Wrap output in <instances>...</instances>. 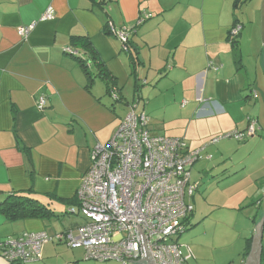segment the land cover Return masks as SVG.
I'll list each match as a JSON object with an SVG mask.
<instances>
[{
    "label": "crops",
    "instance_id": "0c3cea01",
    "mask_svg": "<svg viewBox=\"0 0 264 264\" xmlns=\"http://www.w3.org/2000/svg\"><path fill=\"white\" fill-rule=\"evenodd\" d=\"M44 15L52 19L41 21ZM109 22L118 32L128 31L131 51L109 33ZM32 24L33 31L22 38L19 29ZM235 25L241 27L236 38ZM77 37L90 40L114 78L118 98L100 78L89 86L69 53L81 51L72 44ZM150 82L160 95L180 89L162 104V115L147 116L153 135L184 139L189 152L200 151L190 171V181L198 179L193 202L206 183L213 190L225 184L230 192L195 204L189 228L209 217L213 225L226 222L227 232L214 237V247L225 256H209L211 241L185 245L194 255L191 264H207L209 257L214 264L247 263L248 247L264 221V0H0V203L13 193L32 191L55 214L11 220L0 212V244L85 223L75 200L93 151L113 138L133 108L146 113L142 99L130 102L123 91L144 94L142 87ZM42 96L44 110L38 107ZM165 109L179 117L178 127L165 122ZM234 132L242 140L211 142ZM240 242L241 251L228 253ZM73 250L83 249L48 242L42 260L33 264H78L81 256ZM0 264L9 263L0 258Z\"/></svg>",
    "mask_w": 264,
    "mask_h": 264
},
{
    "label": "built area",
    "instance_id": "2783aa9c",
    "mask_svg": "<svg viewBox=\"0 0 264 264\" xmlns=\"http://www.w3.org/2000/svg\"><path fill=\"white\" fill-rule=\"evenodd\" d=\"M49 19L44 15L41 21ZM142 24L139 20L138 26ZM35 25L20 28L19 35L28 38ZM107 28L128 52V31L118 32L111 22ZM240 31L235 25L231 35L236 38ZM69 53L84 58L79 50ZM208 68L217 70L213 63ZM38 107H47L44 96ZM255 130L252 125L251 133ZM225 138L243 136L234 132ZM198 155L188 151L184 139L153 135L147 114L133 108L113 138L93 151L77 192L78 213L85 223L76 235L72 230L24 234L0 244V258L9 264H33L42 260L46 243L64 242L70 249H83L87 260L135 264L149 254L155 264H191L194 255L180 237L189 230L195 211L191 200L197 187L190 183V169Z\"/></svg>",
    "mask_w": 264,
    "mask_h": 264
},
{
    "label": "rangeland",
    "instance_id": "374dc122",
    "mask_svg": "<svg viewBox=\"0 0 264 264\" xmlns=\"http://www.w3.org/2000/svg\"><path fill=\"white\" fill-rule=\"evenodd\" d=\"M155 84L154 83H149L148 85H144L142 87V89L146 90V92H144V94H140V95H134L133 94V91L134 89L133 88H127L126 91H123V94L125 96V98L132 102L134 100V97L138 98V99H142L145 103H146V106L144 108L146 114L148 115L149 112H150V115H151V112H158L160 115H162V104L165 102V101H170V100H173V93L172 92H180V89L177 88L176 90H173V91H165L162 95L158 94V92L154 91L155 89ZM147 89H150V90H147ZM118 93H112L111 96L112 97H115L117 96ZM133 99V100H132ZM153 99V100H152ZM174 104V103H173ZM170 105L169 107H174L175 109V112H177L178 110L176 109V107L174 105ZM152 108V109H151ZM152 110V111H150ZM166 112H165V122L168 123L169 126H172V127H178V123H179V117L178 116H175L173 115L174 113H170L168 112L169 109H165ZM230 133H224L222 135H216L215 137H212L211 139V142L214 141V140H218L219 141H222L224 144H229L231 141H232V138H225L226 136H228ZM202 135V134H201ZM203 137V136H202ZM235 140V139H233ZM217 148L218 150L220 149V145H217ZM228 148V146H227ZM226 148V149H227ZM194 152H197V151H193ZM199 152V155L197 157V161L198 162L200 159H201V156H200V151ZM195 162V163H196ZM192 169V168H191ZM190 169V171H191ZM195 174V172H192V174ZM192 182H190L192 185H195L194 183H197L198 179L194 177H192ZM209 186V187H208ZM229 188H227V186L224 184V185H221L217 188H214V190L212 189V186L208 185V183H206L205 185L201 186L200 188V192H198L196 194V199L195 201L193 202V199L191 200L192 203L196 204V208L197 206L200 207V203L202 202H205V198L208 199V202H213V197H216L217 195H227L229 194L230 192L227 191ZM196 192V191H195ZM206 205V204H205ZM198 212L201 214V209H197ZM73 217L75 219H78V224L80 223H84L83 219L78 216L77 213H74L72 214ZM211 219L209 217V219L207 218H204L202 220H195L193 224L194 227L190 230H188L185 234H183L181 237H180V243L181 244H184V245H188L190 246V248L194 247V245L196 244H206V241H211V245L209 244V250H210V255H213L215 256L216 253L218 256L220 257H224L225 254L224 252L221 250V249H218V248H215L214 246L216 245L214 243V237H215V232L219 231L221 233H226L227 232V225H226V222L223 223V225L221 226H218L217 224L213 225L212 222H211ZM198 221V222H196ZM244 222L245 220L243 218H240L239 219V225L240 227H244ZM66 225V228L69 226L67 221L64 222ZM72 230V228H69ZM76 229L72 230L74 232V234L76 235ZM244 248L243 246V242H240L238 244L235 245V247L233 249H231V251H229L228 253H232L235 251L238 252V251H241L242 249ZM76 254L80 255L81 256V259L80 262H78V264H82V263H94V264H120L118 263L117 261H109V262H105V263H100V262H94V261H85V252L83 250H73ZM214 252V253H213ZM208 262L207 264H214V261L209 257L207 258ZM222 262V259H218L217 260V263H221ZM239 264V263H237Z\"/></svg>",
    "mask_w": 264,
    "mask_h": 264
},
{
    "label": "trees",
    "instance_id": "16d2710c",
    "mask_svg": "<svg viewBox=\"0 0 264 264\" xmlns=\"http://www.w3.org/2000/svg\"><path fill=\"white\" fill-rule=\"evenodd\" d=\"M234 43L235 45L237 44L236 42ZM72 44L76 49H80V52L84 56L83 58L79 53L78 55H75L74 58L83 68L88 79L89 86L92 85L96 78H100L107 86L108 92L112 94L116 89L114 78L112 77L110 71L107 70L106 66L100 61L97 52L90 43V40L86 37H77L73 39ZM92 66L96 68V72L91 71ZM28 192L29 193L27 194L13 193L12 195L6 197V199L0 203V212L11 220L46 219L55 215L48 205L44 204L38 198L33 197L34 194H32V191ZM54 199L59 201L56 197H54ZM75 201L78 200L76 199ZM250 249L251 246L248 247L249 251Z\"/></svg>",
    "mask_w": 264,
    "mask_h": 264
},
{
    "label": "water",
    "instance_id": "95a60500",
    "mask_svg": "<svg viewBox=\"0 0 264 264\" xmlns=\"http://www.w3.org/2000/svg\"><path fill=\"white\" fill-rule=\"evenodd\" d=\"M257 231H258L257 236H255V238L253 239L252 248L246 264H262L264 221L258 227ZM135 264H155V263L152 257L149 254H147L146 257L142 258L140 261H137Z\"/></svg>",
    "mask_w": 264,
    "mask_h": 264
}]
</instances>
